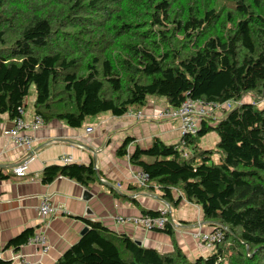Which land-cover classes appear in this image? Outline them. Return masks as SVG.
<instances>
[{"label":"trees","instance_id":"1","mask_svg":"<svg viewBox=\"0 0 264 264\" xmlns=\"http://www.w3.org/2000/svg\"><path fill=\"white\" fill-rule=\"evenodd\" d=\"M32 86L35 113L73 128L140 110L149 96L172 108L188 97L243 101L177 144L155 138L129 154L127 137L117 149L149 174L138 188L159 187L171 206L199 205L204 221L223 229L209 256L161 253L86 219L87 232L54 264H264V0H0V120L19 116ZM210 132L218 163L215 150L199 147ZM59 177L87 190L100 182L93 163H71L47 165L42 183ZM35 232L5 248L20 249Z\"/></svg>","mask_w":264,"mask_h":264},{"label":"crops","instance_id":"2","mask_svg":"<svg viewBox=\"0 0 264 264\" xmlns=\"http://www.w3.org/2000/svg\"><path fill=\"white\" fill-rule=\"evenodd\" d=\"M35 96L34 92L31 93L25 102L24 118L28 122L35 113ZM168 107L165 98L152 96L140 110L144 119H137L129 112L119 117L101 113L87 118L81 128L54 120L40 129H27V134L34 140L35 159L25 177H18L14 167L27 158V151L11 141L9 132L13 122L7 114L3 115L0 120V248L4 249L1 258L12 259L9 264H24L23 258L33 264H54L80 239L82 230L87 227L86 219L100 221L109 229L126 234L161 253L172 252L177 247L192 260L209 256L213 249L203 246L193 233L198 227L207 232L213 231L214 227L204 221L202 207L186 199L178 206H171L172 210L176 208L172 211L173 219L181 224L173 229L172 234L116 221L117 216H139L144 211H158L166 203L159 187L138 188L134 178L138 169L132 166L128 156H117V149L127 137L133 139L128 147L129 154L136 146L149 147L155 138L171 144L179 143L180 122L155 118ZM215 118H206V122L214 125ZM88 127H93V131L87 133ZM217 142L218 135L210 132L201 138L199 147L215 150L216 160L213 159L218 163ZM64 157L72 158L69 164L93 163L99 168L102 182L89 190L92 199L84 200L86 189L70 178L59 177L51 184L42 183L43 169L51 164L63 165L61 158ZM44 196H50L58 209L43 223L37 215V207ZM27 228L46 231L51 245L48 254H41L37 246L30 244L20 249L5 248L11 239Z\"/></svg>","mask_w":264,"mask_h":264},{"label":"built area","instance_id":"3","mask_svg":"<svg viewBox=\"0 0 264 264\" xmlns=\"http://www.w3.org/2000/svg\"><path fill=\"white\" fill-rule=\"evenodd\" d=\"M243 103L242 100L234 101L228 100L224 103L217 102H205L202 99L186 98L184 102L177 108H168L162 111L161 117L166 119H176L180 122V138L184 139L186 136L196 135L201 128V123L206 118L217 117L224 110H230L236 106H240ZM25 107L19 108V116L15 117L12 122L13 126L9 132L11 141L19 146L25 148L27 151V158L20 164L14 167V173L18 177H25L28 174L30 163L35 159V152H33L34 140L27 134L26 130H37L44 127L47 123L41 114L34 113L31 121H27L24 118ZM130 115L135 116L137 119L143 118L141 111L136 112L131 109L128 111ZM156 118V117H155ZM87 133L93 131V127L86 128ZM64 164H69L72 161L70 157L61 158ZM134 178L138 185L147 187L149 183V174L144 170H137ZM56 208L50 198V196H44L41 204L37 207V215L41 218L44 223L47 218H50L55 214ZM116 221L118 223H130L138 227H142L147 230H165L170 227L176 229L181 224L173 219L172 209L168 203H165L155 215L143 214L139 216H117ZM194 237L207 249H214L225 236V232L222 228H215L211 232L203 231L201 227L195 229L193 233ZM30 245L38 247L41 254L46 255L51 250V245L46 231L39 229L36 230L35 234L28 240ZM0 248V258L2 251ZM13 261L12 259H9ZM24 264H33L27 262L23 258Z\"/></svg>","mask_w":264,"mask_h":264},{"label":"rangeland","instance_id":"4","mask_svg":"<svg viewBox=\"0 0 264 264\" xmlns=\"http://www.w3.org/2000/svg\"><path fill=\"white\" fill-rule=\"evenodd\" d=\"M33 92L35 93V87H34V86H32V88H31V90H30V94L33 93ZM151 97H152V96H149V98H151ZM149 98H148V99H149ZM250 99H251V98L248 97V98H246L245 100H246V101H247V100L249 101ZM245 100H244V102H246ZM258 106H259V107H263V106H264V99L258 104ZM143 108H144V107H143ZM168 108H170V107H168ZM168 108H167V109H168ZM134 110H135V109H134ZM140 110H141V109H140ZM140 110H135V111H136V112H139ZM165 110H166V109H165ZM163 111H164V110H163ZM161 114H162V111H160L159 113H157L156 116H155L156 119H166L165 117H161V116H160ZM88 118H90V117H88ZM141 119H144V118H141ZM169 120H176V119H169ZM177 121H178V120H177ZM209 121L211 122V120H209ZM178 122H179V121H178ZM180 141H182V139H181ZM188 150H189V152H190L191 154H193V152H191L190 149H188ZM127 156H128V155H127ZM128 157H129V156H128ZM215 157H216V155L213 154V158L216 160ZM148 161H153V158H150V157H149ZM166 203H168V202H166ZM169 205H170V204H169ZM170 206H171V205H170ZM174 210H176L175 207H173V210H172V211H174Z\"/></svg>","mask_w":264,"mask_h":264},{"label":"water","instance_id":"5","mask_svg":"<svg viewBox=\"0 0 264 264\" xmlns=\"http://www.w3.org/2000/svg\"><path fill=\"white\" fill-rule=\"evenodd\" d=\"M95 167V170H96V173H97V177H98V179L102 182V178H101V175H100V172H99V168H97L96 166H94ZM106 183V182H105ZM93 198V194L89 191V190H84V192H83V199L84 200H90V199H92ZM88 212L89 213H91V210H88ZM87 230H88V227H85L83 230H82V232H81V235H84L86 232H87ZM136 242L138 243V244H140V245H142L141 244V242L140 241H137L136 240Z\"/></svg>","mask_w":264,"mask_h":264},{"label":"bare ground","instance_id":"6","mask_svg":"<svg viewBox=\"0 0 264 264\" xmlns=\"http://www.w3.org/2000/svg\"><path fill=\"white\" fill-rule=\"evenodd\" d=\"M218 103V102H217ZM220 103V102H219ZM169 204V203H168ZM178 228V227H177Z\"/></svg>","mask_w":264,"mask_h":264}]
</instances>
